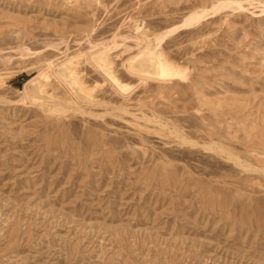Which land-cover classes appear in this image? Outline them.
I'll list each match as a JSON object with an SVG mask.
<instances>
[{"label": "rangeland", "instance_id": "374dc122", "mask_svg": "<svg viewBox=\"0 0 264 264\" xmlns=\"http://www.w3.org/2000/svg\"><path fill=\"white\" fill-rule=\"evenodd\" d=\"M0 264H264V0H0Z\"/></svg>", "mask_w": 264, "mask_h": 264}, {"label": "bare ground", "instance_id": "6f19581e", "mask_svg": "<svg viewBox=\"0 0 264 264\" xmlns=\"http://www.w3.org/2000/svg\"><path fill=\"white\" fill-rule=\"evenodd\" d=\"M235 2V1H234ZM236 4V3H235ZM218 5V4H217ZM238 6H239V4H238ZM240 6H241V4H240ZM220 7H218V9H219ZM206 9V8H205ZM205 11V10H204ZM202 13V12H201ZM200 13V14H201ZM191 15V14H190ZM189 15V17L186 19H184V24L182 23V25H188V24H190L191 22H193V21H191V20H193V19H195V18H197L196 16H198L199 14H195L194 13V15L192 14L191 16ZM202 15V14H201ZM200 16V15H199ZM198 16V17H199ZM199 19V18H198ZM202 19V18H201ZM200 20V19H199ZM194 21H196V20H194ZM174 29H176V28H173V30ZM171 30V29H170ZM172 30V31H173ZM171 32V31H170ZM169 32V33H170ZM168 33V32H167ZM158 40H159V38H158ZM151 55H153V54H150L149 56H150V58L152 59V64L151 65H153V63H154V56L152 57ZM147 56H148V54H147ZM146 56V57H147ZM156 59V58H155ZM157 62V61H156ZM158 62H159V64H158V67H157V69H156V71L154 72L155 74H161V75H166V76H173V77H179L178 75H179V72L176 70V69H174L172 66H170L169 64H167L165 61H163V60H158ZM151 65H149V64H139L138 66H135V68H134V65L132 64L131 65V67L133 68V69H135L136 71H141V72H145V71H147L148 70V68L151 66ZM154 70V69H153ZM149 71V70H148ZM42 77V76H41ZM70 77H71V79L72 80H74L73 79V76H72V74H70ZM172 77V78H173ZM161 78V77H160ZM113 80L120 86V87H124L122 84H120V81H118V79L115 77V76H113ZM75 81V80H74ZM33 84V83H32ZM37 92V91H36ZM152 120V119H151ZM161 123V122H160ZM172 131V130H171ZM217 145V144H216ZM221 151V150H220ZM248 166V165H247Z\"/></svg>", "mask_w": 264, "mask_h": 264}]
</instances>
